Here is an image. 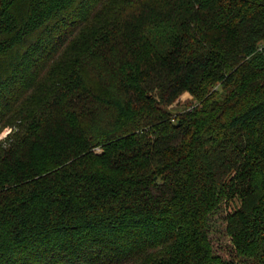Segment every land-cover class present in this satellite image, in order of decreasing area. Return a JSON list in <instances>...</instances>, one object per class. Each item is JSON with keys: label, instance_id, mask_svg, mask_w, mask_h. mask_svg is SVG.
<instances>
[{"label": "trees", "instance_id": "trees-1", "mask_svg": "<svg viewBox=\"0 0 264 264\" xmlns=\"http://www.w3.org/2000/svg\"><path fill=\"white\" fill-rule=\"evenodd\" d=\"M5 132L0 264H264V0H0Z\"/></svg>", "mask_w": 264, "mask_h": 264}, {"label": "rangeland", "instance_id": "rangeland-1", "mask_svg": "<svg viewBox=\"0 0 264 264\" xmlns=\"http://www.w3.org/2000/svg\"><path fill=\"white\" fill-rule=\"evenodd\" d=\"M195 105L196 101L193 100V97L189 93H184V95L178 100V102L171 107L174 113H182L186 109L190 108L191 105ZM9 132H5L0 135V140L4 139ZM238 206V205H237ZM232 205L231 207L223 206L217 213H215L211 218L210 224V238L212 244L214 245L215 252L222 257L228 256V250L230 249V238L226 234V217L237 207ZM245 260H242L239 264H247Z\"/></svg>", "mask_w": 264, "mask_h": 264}]
</instances>
